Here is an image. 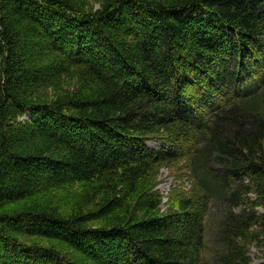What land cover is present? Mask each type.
<instances>
[{
	"label": "trees",
	"instance_id": "trees-1",
	"mask_svg": "<svg viewBox=\"0 0 264 264\" xmlns=\"http://www.w3.org/2000/svg\"><path fill=\"white\" fill-rule=\"evenodd\" d=\"M95 1L0 0V264H205L216 201L219 264H250L264 0ZM173 161L191 186L161 213L143 185ZM92 184L91 209L53 197Z\"/></svg>",
	"mask_w": 264,
	"mask_h": 264
},
{
	"label": "rangeland",
	"instance_id": "rangeland-1",
	"mask_svg": "<svg viewBox=\"0 0 264 264\" xmlns=\"http://www.w3.org/2000/svg\"><path fill=\"white\" fill-rule=\"evenodd\" d=\"M95 7L99 4L95 0L90 2ZM150 145L155 146L156 144L152 141ZM190 170L184 161H173L163 162V164L156 168L154 173L149 175L143 185L144 189H152L158 192L162 199L163 204L161 206V213H167L168 209L175 207L176 197L179 191L187 192L190 189ZM96 184L92 185H75L70 188L58 190L53 193V197L56 202H59L63 207V210H72L78 206V201L84 198V201L79 203L85 204L82 207L85 209H91L93 203L87 202V198L82 197L85 189H92ZM79 206H81L79 204ZM226 210V205L221 202H213L210 205V216L207 222V234L206 241L207 246L203 251L202 255L205 260V264H219L215 252L216 248L214 244V233L218 228V224L223 217V212ZM95 223V222H93ZM255 239L252 240L248 246L250 264H264V230L260 227H255Z\"/></svg>",
	"mask_w": 264,
	"mask_h": 264
}]
</instances>
